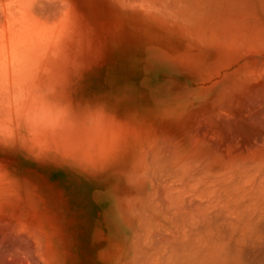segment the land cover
<instances>
[{"label": "bare ground", "instance_id": "6f19581e", "mask_svg": "<svg viewBox=\"0 0 264 264\" xmlns=\"http://www.w3.org/2000/svg\"><path fill=\"white\" fill-rule=\"evenodd\" d=\"M92 1L0 0V264H69L42 167L108 189L128 226L112 264H264V0H97L222 61L209 95L145 108L92 86L113 42Z\"/></svg>", "mask_w": 264, "mask_h": 264}, {"label": "rangeland", "instance_id": "374dc122", "mask_svg": "<svg viewBox=\"0 0 264 264\" xmlns=\"http://www.w3.org/2000/svg\"><path fill=\"white\" fill-rule=\"evenodd\" d=\"M91 3L89 16L96 27L95 34L104 37L99 32L103 25L112 37L109 40L114 42L100 45L101 41L97 40L98 47L89 56L96 69L91 73L92 83L96 84L92 86L100 93L107 89L113 95H120L124 106L134 108L153 107L182 96L209 95L204 91L207 87L205 77L212 70L223 69L221 60L216 63L206 59L202 51L190 44L176 45L171 31L165 27L150 28L145 22L132 20L130 12L123 16L125 22L119 27V23L113 21L114 5L97 0ZM257 12L264 17V9ZM118 38H122L119 45L115 43ZM52 169L42 167L36 172L51 185L49 190L60 194L67 210L72 230L66 231L73 239L68 247L72 256L69 264H112L128 226L115 212L108 189L66 170ZM100 230L111 238L98 241Z\"/></svg>", "mask_w": 264, "mask_h": 264}]
</instances>
